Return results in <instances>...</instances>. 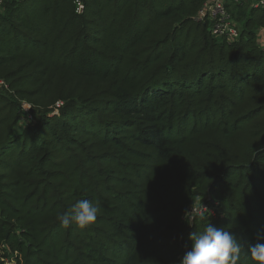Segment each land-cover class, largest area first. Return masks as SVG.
Instances as JSON below:
<instances>
[{
    "label": "trees",
    "instance_id": "1",
    "mask_svg": "<svg viewBox=\"0 0 264 264\" xmlns=\"http://www.w3.org/2000/svg\"><path fill=\"white\" fill-rule=\"evenodd\" d=\"M204 2L3 0L0 264H179L208 223L259 264L264 9L226 3L228 43ZM80 199L97 220L63 227Z\"/></svg>",
    "mask_w": 264,
    "mask_h": 264
},
{
    "label": "clouds",
    "instance_id": "2",
    "mask_svg": "<svg viewBox=\"0 0 264 264\" xmlns=\"http://www.w3.org/2000/svg\"><path fill=\"white\" fill-rule=\"evenodd\" d=\"M100 211L98 203L80 199L58 219L65 228L74 223L79 229H86L97 220ZM189 239L190 248L184 252L179 264H238L241 244L231 231L208 223L204 231L192 232ZM249 251L259 264H264V243L251 246Z\"/></svg>",
    "mask_w": 264,
    "mask_h": 264
},
{
    "label": "built area",
    "instance_id": "3",
    "mask_svg": "<svg viewBox=\"0 0 264 264\" xmlns=\"http://www.w3.org/2000/svg\"><path fill=\"white\" fill-rule=\"evenodd\" d=\"M233 1L237 0H205L196 17V21L206 26L212 36L228 43L240 37L239 27L226 8V3ZM2 2L0 0V5ZM251 5L255 9H264V0H251ZM82 9V4L77 3V11L81 12Z\"/></svg>",
    "mask_w": 264,
    "mask_h": 264
},
{
    "label": "rangeland",
    "instance_id": "4",
    "mask_svg": "<svg viewBox=\"0 0 264 264\" xmlns=\"http://www.w3.org/2000/svg\"><path fill=\"white\" fill-rule=\"evenodd\" d=\"M259 40H260V46H261L262 48H264V32H262V33L260 34V36H259ZM204 210H206V209H201V210L198 209V211H197V212H194V213H198V214H200V213H202ZM206 211H208V210H206Z\"/></svg>",
    "mask_w": 264,
    "mask_h": 264
},
{
    "label": "water",
    "instance_id": "5",
    "mask_svg": "<svg viewBox=\"0 0 264 264\" xmlns=\"http://www.w3.org/2000/svg\"><path fill=\"white\" fill-rule=\"evenodd\" d=\"M27 111L30 112V113L34 112L30 107L27 108Z\"/></svg>",
    "mask_w": 264,
    "mask_h": 264
}]
</instances>
